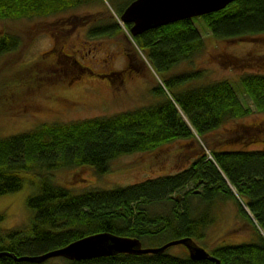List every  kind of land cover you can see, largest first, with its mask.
Returning <instances> with one entry per match:
<instances>
[{
  "label": "trees",
  "instance_id": "1",
  "mask_svg": "<svg viewBox=\"0 0 264 264\" xmlns=\"http://www.w3.org/2000/svg\"><path fill=\"white\" fill-rule=\"evenodd\" d=\"M88 1L0 0V20L54 14ZM131 1L115 0L120 4L117 11L122 14ZM200 21L217 39L253 37L264 33V0H235L219 11L135 36L163 80L152 89L160 97L157 102L109 116L42 123L0 137V196L21 190L25 174L31 183L37 179L35 190L27 197L30 221L14 228L0 227V252L10 253L0 256V264H216L191 259L189 252L172 254L168 249L84 260L57 256L41 263L17 258L40 256L102 232L139 238L144 247L184 237L200 245L215 221L216 202L227 199L235 202L252 225L255 238L208 251L219 264H264V146L234 147L238 136L220 141L210 137L222 124L247 116L252 109L242 102L230 80L199 82L204 77L201 68L176 70L183 62L193 65V57L205 46ZM115 26L116 22H107L91 32L111 34L118 31ZM21 44L19 33L0 32V55L18 50ZM239 80L244 93L263 112L264 72H248ZM260 132L240 138L246 144L258 140V145L264 142ZM177 139L196 140L199 146L190 166L174 174L82 190L58 182L55 176L59 169L86 166L101 176L122 155L151 151ZM55 259L61 260L52 262Z\"/></svg>",
  "mask_w": 264,
  "mask_h": 264
},
{
  "label": "rangeland",
  "instance_id": "2",
  "mask_svg": "<svg viewBox=\"0 0 264 264\" xmlns=\"http://www.w3.org/2000/svg\"><path fill=\"white\" fill-rule=\"evenodd\" d=\"M117 4L115 0H91L54 14L0 20V32H16L22 38L18 50L0 55V137L42 123L109 116L159 100L152 89L163 80L136 44L128 24L121 21ZM107 22H116L118 31L93 35L91 31ZM198 25L205 46L193 57V65L183 62L176 70L201 68L204 77L199 82L230 80L242 102L252 109L247 116L225 122L210 137L220 141L238 136L234 147H263L264 142L246 144L240 138L263 132L264 111H258L244 93L239 78L248 72H264V33L217 39L202 21ZM198 146L196 140L177 139L151 151L122 155L101 176L89 166L59 169L55 176L76 190L124 186L189 167ZM24 176L21 190L0 196L2 228L27 224L32 217L27 197L35 190L37 179L31 183L29 175ZM213 213L215 221L207 229L205 243L200 242L205 249L255 238L252 225L233 200H218ZM167 251L181 256L188 253L183 244Z\"/></svg>",
  "mask_w": 264,
  "mask_h": 264
},
{
  "label": "water",
  "instance_id": "3",
  "mask_svg": "<svg viewBox=\"0 0 264 264\" xmlns=\"http://www.w3.org/2000/svg\"><path fill=\"white\" fill-rule=\"evenodd\" d=\"M233 1L235 0H133L124 9L120 18L124 24L130 25V32L135 37L151 28L219 11ZM177 244L186 246L191 259H209L219 264L218 259L191 237L171 240L158 247H144L139 238L108 232L82 237L63 248L40 256H22L17 259L41 263L57 256L70 260H84L118 253L141 255L164 252ZM6 254L10 253L0 252V256Z\"/></svg>",
  "mask_w": 264,
  "mask_h": 264
}]
</instances>
